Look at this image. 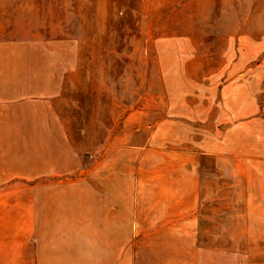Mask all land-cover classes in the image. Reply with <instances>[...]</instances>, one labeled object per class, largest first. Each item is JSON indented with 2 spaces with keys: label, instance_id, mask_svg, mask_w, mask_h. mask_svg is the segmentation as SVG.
Wrapping results in <instances>:
<instances>
[{
  "label": "rangeland",
  "instance_id": "374dc122",
  "mask_svg": "<svg viewBox=\"0 0 264 264\" xmlns=\"http://www.w3.org/2000/svg\"><path fill=\"white\" fill-rule=\"evenodd\" d=\"M37 199L264 264V0H0V205Z\"/></svg>",
  "mask_w": 264,
  "mask_h": 264
},
{
  "label": "crops",
  "instance_id": "0c3cea01",
  "mask_svg": "<svg viewBox=\"0 0 264 264\" xmlns=\"http://www.w3.org/2000/svg\"><path fill=\"white\" fill-rule=\"evenodd\" d=\"M36 203L0 205V264L199 263V250L186 251L184 262L183 250L152 248L150 233L136 235L135 219L119 218V205Z\"/></svg>",
  "mask_w": 264,
  "mask_h": 264
}]
</instances>
